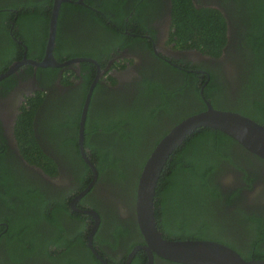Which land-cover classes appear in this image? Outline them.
Here are the masks:
<instances>
[{
  "label": "flooded vegetation",
  "instance_id": "af4514ba",
  "mask_svg": "<svg viewBox=\"0 0 264 264\" xmlns=\"http://www.w3.org/2000/svg\"><path fill=\"white\" fill-rule=\"evenodd\" d=\"M29 1L0 0V29L7 28L6 34L0 33V45L11 39L22 48L21 56L0 71L1 74L22 61L15 71L0 78V175L5 168L11 177L8 182L0 181V264L26 262H10L7 240L9 218L16 221L21 214L30 213L29 202L20 196L27 187L39 191L41 194L35 198L39 202L43 195L48 206L47 217L32 226L42 231L47 240L62 236L72 239L83 230L87 247L76 243L68 250L59 248L58 258L44 257L42 264L73 260L91 264V256L104 264L93 249L108 264H126L133 249L144 244L135 207L143 167L139 171L138 156L145 154L147 148L151 153L155 147L152 145L169 131L178 113L198 110L202 103L210 102L203 94L210 74L215 84L210 99L218 109L245 111L253 109L254 102H264V84L253 81L260 70L253 49L261 50L264 46V0H191L196 8L212 9L225 20L227 38L218 56L177 44V36H172L173 0L62 1L65 5L59 7L53 47L54 50L58 33L62 57L59 59L52 50L54 59L63 63L61 66L24 62L44 58L54 2L46 10L47 24L41 25L28 21L33 8L24 5ZM39 13L45 15L44 11ZM24 37L28 38L26 42ZM42 45L38 55L36 48ZM29 46L32 56L27 55ZM195 77L206 78L199 97L186 84ZM153 81L165 89L183 82L185 92L179 96V102L178 98L168 100L170 111L166 110L157 123L145 121L146 125L137 133L136 148V143L126 144L129 139L115 140L117 132L97 127L96 121L101 116H122L130 108L144 117L150 102L158 100L157 93L150 88ZM87 97L83 149L96 172L82 155L79 144L81 114ZM30 100L35 108L31 122L35 140L56 166L55 174L30 163L18 144L15 124L23 107L32 109ZM70 140L74 141L68 143ZM86 143H101L110 157L116 159V168L107 167L99 172L97 156ZM110 145L113 148L107 147ZM130 148L135 149L131 150L133 154L127 151ZM198 157L204 166L205 188L195 207L182 204L180 216L186 218L187 213L197 216L204 222L207 240L233 248L246 261H264V257H258L264 256V158L227 138L205 141L200 145ZM118 171L123 175L118 177ZM84 181L88 182L83 187ZM66 204L68 211L60 207ZM90 210L98 218L85 212ZM51 213L56 217L50 219ZM139 252L145 254L148 262L146 252L139 249L128 264ZM152 264L183 263L154 253Z\"/></svg>",
  "mask_w": 264,
  "mask_h": 264
},
{
  "label": "trees",
  "instance_id": "16d2710c",
  "mask_svg": "<svg viewBox=\"0 0 264 264\" xmlns=\"http://www.w3.org/2000/svg\"><path fill=\"white\" fill-rule=\"evenodd\" d=\"M15 4L18 6H22L20 5V3ZM36 4L38 5L36 6ZM51 4L52 0H42L37 3L36 1L30 0L27 5H24V7L27 9L33 8V12H30L31 16L27 18L28 21H32L37 24L41 23V25L44 23L47 24L49 15H47L46 10H50ZM61 5L63 7L65 3ZM42 11H44L45 15H41L39 13ZM225 25L226 23L224 18L212 9L196 8L191 0H173L172 26L174 31L172 32V36H177L176 42L180 47L197 48L206 54L218 56L221 53L227 38ZM29 28H31V26H29ZM18 32L21 33L20 31ZM18 32L15 34L17 35ZM0 33L6 34L7 28H1ZM58 35L59 34L57 33L56 47L53 51L54 54H56L60 59L62 57V47H59L58 51ZM23 40L26 42L28 38L24 37ZM42 49L43 45L36 48V50L38 51V55H41L40 52L42 51ZM31 50L32 47L29 46V49L27 51L28 56H32ZM253 52L255 53L254 57L259 62L256 64L259 65L260 69L257 71L256 77L253 78V81L255 84L262 85L264 84V46L261 47V50L255 47L253 49ZM21 53L22 48L16 45L13 40H3V44L0 45V71L4 70L13 60L18 59L21 56ZM210 75V79L207 81V83H205V86L203 88V94L207 98H209L214 108H219L213 102V100L210 99V91L215 87V84L213 83L214 76L212 74ZM205 80L206 78L198 79L195 77V80L192 83L190 82V80H188L186 81V84L190 86V91L192 92V94L199 97L200 86L205 82ZM150 88L152 89V91H155L157 93L158 100L150 102V106L148 108V111L144 113V117H140V113H137L136 111L132 112L133 109L130 108V111L125 112L122 116L117 115L116 117L112 118H109V116H101L96 121L97 127L102 128L103 130L114 132L115 134L117 132V136L115 135L114 138L115 140L118 139L121 141H125L129 139L126 144L131 143L133 145L136 143L134 145V148H136L139 141L137 133L140 131L141 127L146 125L145 121L153 120L154 123H157L159 118L163 116V113L166 110L170 111L168 100L174 99L176 101V98H178L179 102V96L184 94L183 91L185 89L183 82L182 84H175V86L171 89H165L160 86L159 82L156 81H153V85H150ZM29 103H31L32 109L27 110L26 107H23L22 113L18 116L15 124L18 144H20L23 155L28 159L30 163L47 170L51 174H55L56 166L53 164V161L45 155V153L35 140L33 127L31 124L35 108L31 100ZM202 104L203 106L198 110L193 111V109H187L181 114L178 113L177 116L173 118L174 123L172 125H175L180 120L191 114L204 110L206 108V105L205 103ZM237 111L238 113L250 117L256 120L258 123L264 125V102L261 103L257 101L254 102L253 109ZM101 123H103V125ZM167 130L162 135H160V139L167 132ZM210 138H227L229 140L235 141V139L221 132L220 130L201 127L189 134L185 138L183 144L178 146L172 152L161 172L155 189L154 212L157 228L162 232V236L164 238L180 240H207L206 234L204 232V222L199 221L198 217L191 213L185 214L186 218H184L180 216L181 214H179V212L182 213L183 211L182 209L184 206H182V204L185 206H190L196 204V202L200 200V192L204 190L203 188H205L203 181V179L205 178V172L204 166L200 158L198 157V154L200 145ZM72 141L74 140H70L68 143H71ZM158 141L159 139L155 143H157ZM86 144V147H89L92 150L93 154L97 156L96 168L99 172H102L107 167L114 169L116 168V159H112L110 157L101 143ZM155 145L153 144L152 147ZM107 147L113 148L112 145ZM131 150L133 149L130 148V150L127 151L131 153ZM149 153V148H147L145 154L138 156L136 163L139 167V171ZM47 165H49L50 168H47ZM118 174V177L123 175V173L120 171H118ZM0 178V181L3 182H8V180L11 179L5 168L2 169ZM87 182L88 181H84L83 187ZM11 183L13 187V180ZM4 184L7 185V183ZM37 194L41 193L33 188L30 189L29 187H27L25 190H23L20 193V196L21 198H25L27 202H29L28 209L30 213L27 215L21 214V217H17V222L13 221L10 218L8 220L9 239L7 240V245L9 249L7 253L10 262L21 263L26 261L25 264H42L44 257L50 260H54L56 257L58 258V256H60V254L58 253H61L58 252L59 248L68 250L71 245H74L76 243L81 244L84 249L87 248L84 237L82 236L83 230H81L77 234V236L72 239L64 238V236H62V239L53 237L47 240L42 231L37 230L36 227L32 226L33 223H37L40 218L47 217L48 206L46 205V201L43 199V195H41V198L38 202V199L35 198ZM60 207L63 208L64 211H68L67 204L64 207ZM192 207H195V205ZM55 209L58 208L55 206ZM21 210L22 209H20V211ZM55 217L56 216L54 215V213H51L50 219H53ZM190 225H192L193 227H191ZM85 227L86 225L84 224V230ZM87 256L89 258V253H87ZM258 257L262 258L264 256ZM90 260L91 264H102L93 256H91ZM145 263V254L139 252L135 256L131 264ZM62 264L78 263L73 260L67 261L66 263L63 262Z\"/></svg>",
  "mask_w": 264,
  "mask_h": 264
},
{
  "label": "water",
  "instance_id": "95a60500",
  "mask_svg": "<svg viewBox=\"0 0 264 264\" xmlns=\"http://www.w3.org/2000/svg\"><path fill=\"white\" fill-rule=\"evenodd\" d=\"M62 1L66 0H54L51 8L49 37L44 58L41 61L24 59V62H30L38 66H61L63 64L54 59L52 55L57 15ZM79 60L81 59H73L72 61ZM21 62L18 61L9 66L5 72L0 74V78L15 71ZM88 102L89 97L86 98L81 114L79 144L82 155L93 171L96 172L95 167L85 157L83 149V127ZM201 127L220 130L235 139L250 152L264 158V125L238 112L214 108L208 101H206L204 110L191 114L173 125L155 145L140 172L135 207L136 220L142 233L144 244L133 249L126 264L129 263L134 253L139 249L144 250L148 256L146 264H152L154 253L164 259L183 264H264V261H246L233 248L216 241L164 238L157 228L154 215V195L161 172L172 152L183 144L189 134ZM85 212L98 218L97 213L93 210ZM90 246L92 248L91 243ZM93 251L104 264H108L94 249Z\"/></svg>",
  "mask_w": 264,
  "mask_h": 264
}]
</instances>
